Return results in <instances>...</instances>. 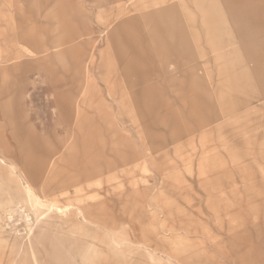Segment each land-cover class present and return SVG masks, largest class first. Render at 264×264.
I'll list each match as a JSON object with an SVG mask.
<instances>
[{"label": "rangeland", "instance_id": "obj_1", "mask_svg": "<svg viewBox=\"0 0 264 264\" xmlns=\"http://www.w3.org/2000/svg\"><path fill=\"white\" fill-rule=\"evenodd\" d=\"M0 264H264V0H0Z\"/></svg>", "mask_w": 264, "mask_h": 264}, {"label": "crops", "instance_id": "obj_2", "mask_svg": "<svg viewBox=\"0 0 264 264\" xmlns=\"http://www.w3.org/2000/svg\"><path fill=\"white\" fill-rule=\"evenodd\" d=\"M54 81H55V79L51 75V82H54ZM61 96H62V94L59 96V98ZM58 103L62 104L61 105V109L63 111L62 112L63 113L62 115L65 117L64 118L65 126H66V130L65 131L68 132L69 129H70V126H71V120L74 117V115L76 114V112H75V110H73V109H71L69 107V105L67 103V99H66V95L65 94H64V97L62 98V100L60 102H58ZM90 108L97 109V107H96L95 104H92L90 106ZM3 110H4L5 115L8 117L10 115L9 112H8V110L6 108H4V107H3ZM97 110H94V111L95 112H98ZM47 182L50 183V180L48 179ZM51 186L54 188L55 193L56 192L63 193L67 189V187L69 185L67 183L63 182V181H59V182H56L55 184H51ZM58 210H60V209L58 208Z\"/></svg>", "mask_w": 264, "mask_h": 264}]
</instances>
